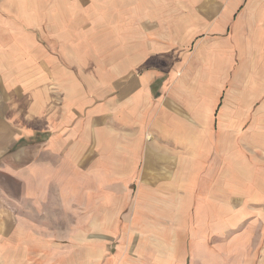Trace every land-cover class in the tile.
I'll return each mask as SVG.
<instances>
[{
	"label": "crops",
	"instance_id": "crops-1",
	"mask_svg": "<svg viewBox=\"0 0 264 264\" xmlns=\"http://www.w3.org/2000/svg\"><path fill=\"white\" fill-rule=\"evenodd\" d=\"M244 1L0 0V240L14 203L82 180L85 161L97 192L126 187L122 201L168 218L159 249L206 244V125L241 106L207 76L235 66L227 26ZM196 7L204 22L176 16ZM134 248L145 249L128 242L126 254Z\"/></svg>",
	"mask_w": 264,
	"mask_h": 264
},
{
	"label": "rangeland",
	"instance_id": "rangeland-1",
	"mask_svg": "<svg viewBox=\"0 0 264 264\" xmlns=\"http://www.w3.org/2000/svg\"><path fill=\"white\" fill-rule=\"evenodd\" d=\"M197 9L173 13L204 22L205 10ZM227 32L237 63L228 66L227 74L207 77L219 80L213 86L224 84L221 101L230 97L241 106L228 108L226 115L206 125V244L189 250V241H184L181 252L186 258L176 250L159 249L158 239L170 241L173 236L168 218L149 217L137 203L122 201L128 197L126 187H99L97 192L86 178L89 163L83 161L82 180L68 177L65 185H51L44 195L14 203V218L0 240V264H116L117 259L121 264L127 256L131 261L146 256V264H264V0H245ZM85 54L84 73L90 62ZM236 113L242 120L234 121ZM89 132L88 137H95L96 130ZM98 135L102 139L106 132L99 130ZM144 223L152 226L143 228ZM132 241L145 249L126 254Z\"/></svg>",
	"mask_w": 264,
	"mask_h": 264
}]
</instances>
